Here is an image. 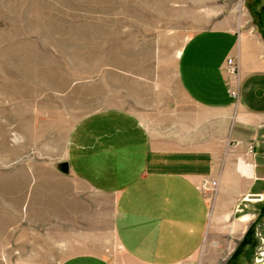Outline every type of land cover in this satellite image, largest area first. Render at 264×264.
<instances>
[{"label": "rangeland", "instance_id": "374dc122", "mask_svg": "<svg viewBox=\"0 0 264 264\" xmlns=\"http://www.w3.org/2000/svg\"><path fill=\"white\" fill-rule=\"evenodd\" d=\"M205 28L264 34V0H0V264L122 254L111 198L87 191L90 204L69 206L75 182L57 164L92 111L164 116L180 94L181 49ZM261 153L254 189L264 191ZM252 205L251 248L241 252L243 240L219 264H264V215Z\"/></svg>", "mask_w": 264, "mask_h": 264}, {"label": "crops", "instance_id": "0c3cea01", "mask_svg": "<svg viewBox=\"0 0 264 264\" xmlns=\"http://www.w3.org/2000/svg\"><path fill=\"white\" fill-rule=\"evenodd\" d=\"M229 55L242 65L239 100L229 93ZM177 75L180 94L164 116L108 107L74 125L64 158L75 182L68 205L90 204L87 191L111 198L122 254L80 252L61 264H219L243 240L241 252L251 248L253 201L264 215V191L254 189L264 156V34L198 30L181 49ZM205 179L217 180L215 191Z\"/></svg>", "mask_w": 264, "mask_h": 264}, {"label": "built area", "instance_id": "2783aa9c", "mask_svg": "<svg viewBox=\"0 0 264 264\" xmlns=\"http://www.w3.org/2000/svg\"><path fill=\"white\" fill-rule=\"evenodd\" d=\"M226 69L229 73V93L230 95L239 100L240 90L243 82V71L240 59L236 55H229L226 60ZM216 179H205L203 187L206 189L216 190ZM183 264H195L191 260H185Z\"/></svg>", "mask_w": 264, "mask_h": 264}, {"label": "water", "instance_id": "95a60500", "mask_svg": "<svg viewBox=\"0 0 264 264\" xmlns=\"http://www.w3.org/2000/svg\"><path fill=\"white\" fill-rule=\"evenodd\" d=\"M58 167L64 171V172H68L69 171V161L68 160H61L58 162ZM252 196H257V194H252Z\"/></svg>", "mask_w": 264, "mask_h": 264}]
</instances>
